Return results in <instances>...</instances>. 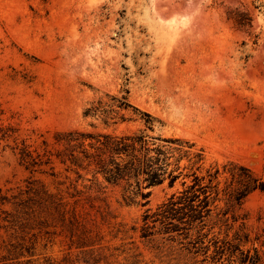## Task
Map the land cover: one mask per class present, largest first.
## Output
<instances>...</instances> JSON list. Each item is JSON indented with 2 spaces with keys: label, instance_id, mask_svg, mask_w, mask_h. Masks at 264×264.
Wrapping results in <instances>:
<instances>
[{
  "label": "rangeland",
  "instance_id": "374dc122",
  "mask_svg": "<svg viewBox=\"0 0 264 264\" xmlns=\"http://www.w3.org/2000/svg\"><path fill=\"white\" fill-rule=\"evenodd\" d=\"M125 89L133 105L160 120L150 134L185 138L203 150L202 173L234 162L264 176V0H0V187L16 191L34 175L53 192L65 189L70 179L61 165L57 177L31 173L18 147L38 149L70 129L144 127L137 120L105 128L83 115L91 102ZM84 184L91 185L77 182L82 206L105 210V220L97 213L101 242L114 253L98 264H131L133 253L145 264H240L141 237L144 212L181 190V180L150 188L145 205L127 204L122 186ZM240 212L251 237L264 240V191L249 194ZM23 234L0 228V256ZM55 237L29 233L34 255L25 251L8 264H87L64 234Z\"/></svg>",
  "mask_w": 264,
  "mask_h": 264
},
{
  "label": "trees",
  "instance_id": "16d2710c",
  "mask_svg": "<svg viewBox=\"0 0 264 264\" xmlns=\"http://www.w3.org/2000/svg\"><path fill=\"white\" fill-rule=\"evenodd\" d=\"M123 91L121 96L107 94V100L100 98L91 102L83 115L99 120L105 128L137 120L144 127L122 133L81 129L58 131L53 143L43 139L35 150L25 142L21 146L18 144L20 163L27 170L57 177L59 164L70 184L53 192L32 175L26 185L16 191L9 193L0 187V228L24 232L18 240L6 243L7 254L0 256V264L24 256L25 251L29 256L34 255L32 249L36 241L33 246L28 244L32 239L26 238L29 233L46 237L64 234L69 249H78V256L87 264L108 263L114 253L105 252L110 248L101 242L103 234L97 219L99 213L105 220V210L97 208L96 213H92V209L82 206L85 190L78 188L79 180L90 182L91 185H83L86 189L103 183L122 186L127 204L142 205L148 202L150 188L166 180L173 186L181 180V190L154 211L144 212L141 237L152 241L160 236L167 243H178L181 250L193 256L204 255L203 260L227 257L230 262L240 264H264L261 251L264 240L260 236L251 237L245 223L247 217L240 212L249 194L264 191V176L249 166L234 162L224 164L223 170L215 165L202 173L203 150L185 138L150 134L149 130L154 131L160 120L133 105L129 101V90ZM69 173L76 175L75 183ZM223 174L229 177L221 187ZM221 201H224L223 206ZM90 207L94 208V204ZM0 242H5L1 236ZM130 256H133L131 264H145L141 263L139 254ZM32 260L28 258L27 262Z\"/></svg>",
  "mask_w": 264,
  "mask_h": 264
}]
</instances>
